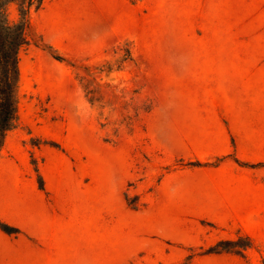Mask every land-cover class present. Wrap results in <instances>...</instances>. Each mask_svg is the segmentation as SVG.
Here are the masks:
<instances>
[{"label":"rangeland","instance_id":"374dc122","mask_svg":"<svg viewBox=\"0 0 264 264\" xmlns=\"http://www.w3.org/2000/svg\"><path fill=\"white\" fill-rule=\"evenodd\" d=\"M22 1L0 0L10 23ZM28 17L18 122L0 147L31 173L26 204L95 242L90 264H264V136L211 157L201 136L217 119L201 70L264 58V0H42ZM199 166H219L216 198L232 180L239 203L175 204L181 173Z\"/></svg>","mask_w":264,"mask_h":264},{"label":"crops","instance_id":"0c3cea01","mask_svg":"<svg viewBox=\"0 0 264 264\" xmlns=\"http://www.w3.org/2000/svg\"><path fill=\"white\" fill-rule=\"evenodd\" d=\"M201 71L214 76L202 84L214 96L207 99L209 112H216L214 123L203 128L201 136L210 137L211 156L231 149L228 139L235 138L239 153L240 139L264 136V121L254 122L256 92H264V58H232L211 60ZM186 134V128H184ZM0 155V219L19 231L6 233L0 229V264H90L88 256L95 254V242H82L78 228L59 218L38 216L46 204H26L30 195L31 173L21 171L17 176L7 164L10 158ZM193 158L202 159L199 155ZM241 159L250 160L249 157ZM237 171V170H235ZM239 171V170H238ZM219 166L186 168L180 186L173 190L175 204H238L232 196V184L226 182L222 200L216 198V176ZM229 173H233L229 171ZM18 177V180H17ZM209 177V178H207ZM210 185H209V184ZM208 184L212 196L203 198L201 185ZM18 194V195H17ZM87 254V256H86ZM94 264V263H93Z\"/></svg>","mask_w":264,"mask_h":264},{"label":"trees","instance_id":"16d2710c","mask_svg":"<svg viewBox=\"0 0 264 264\" xmlns=\"http://www.w3.org/2000/svg\"><path fill=\"white\" fill-rule=\"evenodd\" d=\"M34 1L38 8L42 0L22 1V17L16 23L7 20L3 6H0V147L6 133L15 128L18 122L16 96L19 79L18 55L20 48L28 42V14ZM39 187L42 188L41 183ZM0 229L6 233L18 232L15 226L1 219Z\"/></svg>","mask_w":264,"mask_h":264}]
</instances>
